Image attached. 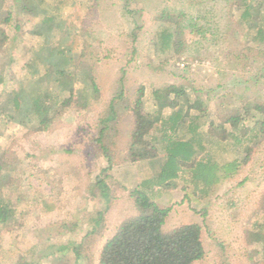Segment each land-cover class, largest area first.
I'll use <instances>...</instances> for the list:
<instances>
[{"label": "rangeland", "instance_id": "374dc122", "mask_svg": "<svg viewBox=\"0 0 264 264\" xmlns=\"http://www.w3.org/2000/svg\"><path fill=\"white\" fill-rule=\"evenodd\" d=\"M43 1L42 9L50 5V0ZM12 2L0 0V11L14 10ZM38 3L28 1L29 5ZM233 4L232 0H63L58 20L44 30L49 44L43 51L39 50L42 39L30 35L43 17L41 11L31 18L14 14L12 24L16 20L19 27L16 31L15 25L3 26L8 41L0 44V75L5 78L7 74L6 84H1L6 91L18 89L21 80L25 81L29 69L24 64L30 58L36 60L35 54L59 50L61 57L71 55L66 65L74 75L60 86L45 84L44 90L50 88L48 93L61 99L73 86L75 95L84 98L86 83L93 79L99 98L89 110L64 111L49 131L25 133L4 128L1 133L0 157L11 160L14 171L11 179L4 181L8 186L0 187V196L12 203L14 215L6 226H0V264H18L21 259L26 264H74L73 260L79 264L83 257L82 264H93L115 227L136 213L131 191L114 176L109 178V167L104 173L101 170L108 166L109 157L113 166L128 163L125 151L132 127L130 113L118 108L119 119L96 143L101 117L118 92L121 78L123 92L130 100L140 87L148 94L154 87L182 84L191 99L197 95L214 113L219 102L240 98L264 104V56L242 49L244 41L232 20L239 11ZM179 13L184 18L177 16ZM180 24L184 51L181 55L162 52L160 34ZM34 67L40 75L44 73L43 65ZM147 100L144 98V109L150 111ZM0 104L10 105L3 96ZM253 123L251 118L247 125ZM182 135L184 127L178 129V136ZM221 146L214 152L219 159L235 158ZM238 157L242 164L238 175L222 180L205 195L177 181L154 188L152 200L161 208H170L164 230L187 223L201 225L205 257L196 264H263L251 225L259 219L254 210L264 191V140L249 158L242 152ZM47 159L53 163L50 172L44 164ZM81 161H87L91 171L88 179L82 172L69 170ZM165 161L160 157L141 162L142 170L156 177ZM98 178L108 188L106 197L96 184ZM128 178L125 184L135 186L133 177ZM77 187L88 195L81 203L89 209L85 214H77ZM43 194L49 197L44 201L59 208L60 215L38 213L42 205L34 197ZM75 220L89 225L83 228Z\"/></svg>", "mask_w": 264, "mask_h": 264}, {"label": "trees", "instance_id": "16d2710c", "mask_svg": "<svg viewBox=\"0 0 264 264\" xmlns=\"http://www.w3.org/2000/svg\"><path fill=\"white\" fill-rule=\"evenodd\" d=\"M12 1L14 10L0 11V44L8 41L3 26L15 25L14 31L19 28L16 20L12 24L14 14L31 18L41 11L43 17L30 35L42 39L39 50L43 51L49 44L44 30L58 20L61 11L59 4L63 0H50V5L43 9V0H38L37 5H29V0ZM232 2L239 11L238 17L232 20L236 27L234 29L244 41L242 49H253L264 56V0ZM177 16L184 18L183 13ZM160 37L162 52L182 54L186 42L181 24L165 28ZM61 55L59 50L35 54L37 61L30 58L24 64L29 73L25 81L21 80L19 83L20 87L11 91L2 90L0 97H5L10 105L7 107L0 104V135L7 128H12L14 132L26 131L25 133L49 131L64 111L89 110L98 101L99 88L93 79L86 83L84 98L75 95L73 86L67 88V95L61 99L50 95V88L44 90L45 84L60 86L62 81L65 84L74 75V71L66 65V60H70L71 55ZM37 64L44 67L42 75L34 67ZM6 77L7 74L5 78L0 75V84ZM47 79L51 82H47ZM194 92L200 93L197 90ZM146 97L150 111L144 109ZM218 105V111L211 112L197 95L191 99L182 84L154 87L148 94L140 87L136 97L130 100L123 92L122 78L119 80L118 92L111 97L101 117L96 143H100L103 133L108 128H113L119 119V108L132 117L125 151L126 161L136 163L160 157L166 161L156 177L144 179L129 193L136 213L115 227L112 236L105 241L99 252L98 264H196L205 257L201 225L187 223L164 230L170 208L159 207L152 200V195L155 187L161 188L169 181L181 182L185 188L191 187L201 196L205 195L222 180L238 175L242 166L238 157L240 153L249 158L264 140V104L240 98L226 104L219 102ZM165 110H169V113L165 114ZM251 118L254 123L249 127L247 122ZM180 127H184V135L181 137L178 136ZM219 146L222 151H232L235 158L219 159L214 153ZM106 159L108 166L101 169L102 173L112 165V158ZM12 171V161L0 157L1 188L8 186H5L4 181L6 178L10 179ZM96 184L101 195L106 197L108 188L103 179L98 178ZM12 206L10 201L0 196L1 227L12 220ZM254 215H259V219L251 225L254 242L260 247L258 255L264 264V191L256 203ZM18 264L26 263L21 259Z\"/></svg>", "mask_w": 264, "mask_h": 264}, {"label": "crops", "instance_id": "0c3cea01", "mask_svg": "<svg viewBox=\"0 0 264 264\" xmlns=\"http://www.w3.org/2000/svg\"><path fill=\"white\" fill-rule=\"evenodd\" d=\"M234 7V6H233ZM238 11V10H237ZM239 15V14H238ZM238 17V16H237ZM232 19H236V18H233L232 17ZM7 72V71H6ZM7 73H10V72H7ZM9 81H10V78H9ZM1 84H6V80L4 79V82L3 83H1ZM0 84V86H2ZM3 88L1 89V92H2V90H4V86H2ZM82 150H83V147H82ZM144 162V161H143ZM44 164L45 165H49V172L51 171L50 169H51V167L50 166H53V163L52 162H50V159H47L45 162H44ZM87 161L86 162H84V161H81V162H79V163H77V164H74L73 166H71L70 168H69V170L70 169H72V171H73V173L74 174H76L77 172H82L83 174V176L85 175L86 176V178L88 179V178H90L89 177V175L91 174V171L87 168ZM114 165V163H112V165L111 166H109V178L111 177V176H114L116 179H117V181L121 184L122 183V186L124 187V189H126L128 192L129 191H133V190H135L137 187H138V185L144 180V179H146V178H153V176H147V174H145V170L143 171L142 170V168H143V165L141 164V162H136V163H131V164H129V163H127V164H121V165H117V166H113ZM64 166L65 165H63V168H64ZM84 170V171H83ZM130 171V173H128ZM52 173H55V172H52ZM69 173V172H68ZM91 176V175H90ZM128 177H133V179L135 180L134 182H135V186H133V187H128L126 184H125V182H127V181H129V178ZM10 179H11V176H10ZM86 181V180H85ZM47 183H50V181L49 182H47ZM91 183L92 182H90L89 181V184L91 185ZM89 185V186H90ZM88 186V187H89ZM156 188V187H155ZM157 190L159 189L158 187L156 188ZM156 189H154V193L156 192ZM74 192L76 193L77 192V196H76V199L77 200H79L80 201V203L78 204V210H77V214H85V213H87V211H89V209H87L85 206H83V208H82V206H81V203H82V205H83V203H84V201L83 200H85V198L88 196L87 195V193L86 192H84V191H82L81 189H80V187L78 188H76L75 190H74ZM41 197V200H38L37 198H40ZM37 198H35L34 197V199H35V201L37 200V201H39V202H41V205H42V209L41 210H37L38 211V213H42L44 216H47V217H51L50 215L52 214V215H60V210H59V208H57V207H54L53 206V204L51 203V202H49V200H45L44 201V199H47V198H49L48 197V195H44L43 194V196L41 195V196H39V195H37ZM48 201V202H47ZM47 203L49 204V207L47 208ZM50 206H52V207H50ZM80 206H81V208H80ZM75 213H76V211H75ZM39 216L41 215V214H38ZM135 215V214H134ZM133 216V215H132ZM73 218V217H72ZM80 221V220H79ZM79 221L77 222V220H75V223L77 224V225H79V226H81V227H83V228H85L86 226H88L89 225V223H88V225L86 224V223H79ZM92 230V228L90 227L89 228V231H91ZM112 234L113 233H111L110 235H109V238L112 236ZM88 236H89V238L88 239H91V235L90 234H88ZM83 238H85V237H83ZM83 238H81L82 240H83ZM81 240V241H82ZM77 243H80V241H78ZM104 243L105 242H103V244L102 245H104ZM80 259V258H79ZM90 259V258H89ZM78 261V260H77ZM77 261H75V260H73V263L74 264H77L78 262ZM83 261H85L84 260V257L83 258H81V261H80V263L79 264H82V262ZM98 264V254H97V257H96V261L94 262L93 261V264ZM88 264H91V263H88Z\"/></svg>", "mask_w": 264, "mask_h": 264}]
</instances>
